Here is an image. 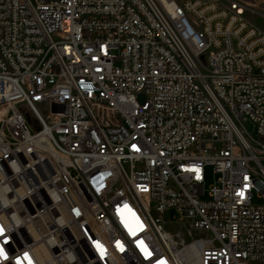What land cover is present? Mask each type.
Wrapping results in <instances>:
<instances>
[{"label":"built area","instance_id":"built-area-1","mask_svg":"<svg viewBox=\"0 0 264 264\" xmlns=\"http://www.w3.org/2000/svg\"><path fill=\"white\" fill-rule=\"evenodd\" d=\"M252 4L0 0V264H264Z\"/></svg>","mask_w":264,"mask_h":264},{"label":"rangeland","instance_id":"rangeland-1","mask_svg":"<svg viewBox=\"0 0 264 264\" xmlns=\"http://www.w3.org/2000/svg\"><path fill=\"white\" fill-rule=\"evenodd\" d=\"M180 2L182 0H176ZM246 2L253 3L250 5V8L253 11L247 10L244 12L243 17L249 21L253 26L258 28L264 33V0H245ZM19 109L24 114L26 120L30 123H33L34 115L33 113L24 105H20ZM242 126L250 137H255V127L254 125L246 120L242 122ZM213 173L211 168L206 169L204 187L206 188L210 183L213 182ZM164 224L163 227L169 231L178 241L183 239L185 242H188L193 236L196 235V232L191 229L189 225V220L180 217L174 211H168L163 214ZM191 232V234H189Z\"/></svg>","mask_w":264,"mask_h":264},{"label":"water","instance_id":"water-1","mask_svg":"<svg viewBox=\"0 0 264 264\" xmlns=\"http://www.w3.org/2000/svg\"><path fill=\"white\" fill-rule=\"evenodd\" d=\"M139 97H140V99H143V96H142L141 94H140V96H139Z\"/></svg>","mask_w":264,"mask_h":264}]
</instances>
